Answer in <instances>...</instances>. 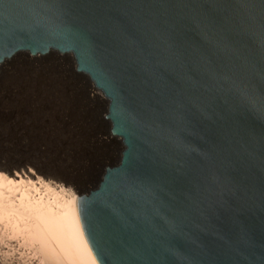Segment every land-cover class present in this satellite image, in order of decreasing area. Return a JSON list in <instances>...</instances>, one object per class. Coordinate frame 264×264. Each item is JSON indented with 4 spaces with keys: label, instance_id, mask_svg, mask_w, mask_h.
I'll list each match as a JSON object with an SVG mask.
<instances>
[{
    "label": "water",
    "instance_id": "obj_1",
    "mask_svg": "<svg viewBox=\"0 0 264 264\" xmlns=\"http://www.w3.org/2000/svg\"><path fill=\"white\" fill-rule=\"evenodd\" d=\"M51 48L124 144L73 186L98 263L264 264V0H0V63Z\"/></svg>",
    "mask_w": 264,
    "mask_h": 264
},
{
    "label": "rangeland",
    "instance_id": "obj_2",
    "mask_svg": "<svg viewBox=\"0 0 264 264\" xmlns=\"http://www.w3.org/2000/svg\"><path fill=\"white\" fill-rule=\"evenodd\" d=\"M53 57L31 62L18 56L11 61L19 65L14 70L26 73L19 91L5 94L0 104V157L3 163H19L25 172L41 168L43 177L52 171V179L58 176L71 188L86 190L96 185L107 165L118 162L123 148L100 139L110 130L103 121L105 104L92 105L78 79L84 80ZM69 59L63 58L71 63ZM10 255L9 261L20 264L19 253Z\"/></svg>",
    "mask_w": 264,
    "mask_h": 264
},
{
    "label": "bare ground",
    "instance_id": "obj_3",
    "mask_svg": "<svg viewBox=\"0 0 264 264\" xmlns=\"http://www.w3.org/2000/svg\"><path fill=\"white\" fill-rule=\"evenodd\" d=\"M18 56H25L31 62L54 56L52 60H58L55 63L62 64L70 74L74 73L84 80L78 79L90 103L103 102L107 111L109 99L95 86L88 73L77 71L74 52L62 53L55 48L45 54L34 55L29 50H21L0 63V104L4 102L5 94L15 93L21 87L26 72L14 70L18 64L11 62ZM66 57L71 63L63 60ZM22 64L20 66H26ZM58 116L61 121L65 120V116ZM38 118L45 120L41 114ZM103 121L111 126V120L106 115ZM41 136L38 138L41 139ZM100 139L109 145L118 142L122 148L124 146L122 138L113 135L110 130ZM39 169L37 172H25L19 163H3L0 157V264H13L7 258L12 256L11 252L19 253L20 264H99L79 220L78 193L60 177H55L59 180L52 179L51 176H55L52 171L45 172L43 177L44 172Z\"/></svg>",
    "mask_w": 264,
    "mask_h": 264
}]
</instances>
